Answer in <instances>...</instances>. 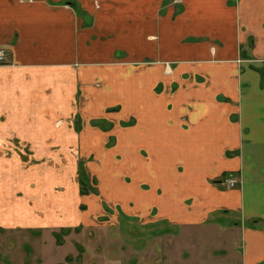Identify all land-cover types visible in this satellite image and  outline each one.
Returning a JSON list of instances; mask_svg holds the SVG:
<instances>
[{"label": "crops", "instance_id": "obj_1", "mask_svg": "<svg viewBox=\"0 0 264 264\" xmlns=\"http://www.w3.org/2000/svg\"><path fill=\"white\" fill-rule=\"evenodd\" d=\"M91 1L0 0V153L81 140L102 197L127 190L116 200L149 222L213 225L217 264H264V0ZM141 36L159 49L136 66ZM102 117L108 132L90 125ZM120 117L136 122L120 132Z\"/></svg>", "mask_w": 264, "mask_h": 264}, {"label": "rangeland", "instance_id": "obj_2", "mask_svg": "<svg viewBox=\"0 0 264 264\" xmlns=\"http://www.w3.org/2000/svg\"><path fill=\"white\" fill-rule=\"evenodd\" d=\"M116 11L124 14L122 9ZM142 33L143 30L137 32ZM145 47L154 52L159 49V41L147 45L143 36L135 39V48L141 50L136 53L137 59H142L135 62L136 66L150 64L151 60L142 57ZM118 55L122 56V52ZM118 109L119 106L109 107L107 112ZM120 120V132L136 122L135 118ZM114 121L102 117L93 119L90 125L108 132ZM76 131L81 135L79 128ZM111 132L106 134L107 146L119 142ZM79 142L80 152L74 144L64 149L61 145L65 142L59 140L26 141L23 145L16 140L5 142L7 154L0 153V264L222 263L212 255H223L219 247L227 237L213 225L182 228L149 222L143 215L125 212L123 207L128 205L116 200L127 195V190L116 194L111 188L113 199L103 198L100 179L88 167L97 157L86 156L87 147ZM125 169L117 168L112 173L115 178L129 181L131 177ZM81 180L85 185H80ZM81 186L89 192L84 201L79 199L83 196ZM92 200L98 203L97 209Z\"/></svg>", "mask_w": 264, "mask_h": 264}, {"label": "built area", "instance_id": "obj_3", "mask_svg": "<svg viewBox=\"0 0 264 264\" xmlns=\"http://www.w3.org/2000/svg\"><path fill=\"white\" fill-rule=\"evenodd\" d=\"M5 57V50L3 48H0V62H2ZM224 181L228 185V187H234L238 183V180L234 176L227 177Z\"/></svg>", "mask_w": 264, "mask_h": 264}, {"label": "flooded vegetation", "instance_id": "obj_4", "mask_svg": "<svg viewBox=\"0 0 264 264\" xmlns=\"http://www.w3.org/2000/svg\"><path fill=\"white\" fill-rule=\"evenodd\" d=\"M4 49V48H3ZM5 50V49H4ZM5 54H6V57H5V59L2 61V62H0V64H3V63H5L6 62V60H7V52H6V50H5ZM230 176H233L232 174H227L226 176H224V178H223V182L225 183V179L227 178V177H230ZM226 184V183H225ZM238 184V183H237ZM226 186H228L227 184H226ZM237 186V185H236ZM236 186H234V187H236ZM232 188V187H231ZM82 195V194H81ZM83 196H86V194L85 195H83Z\"/></svg>", "mask_w": 264, "mask_h": 264}, {"label": "trees", "instance_id": "obj_5", "mask_svg": "<svg viewBox=\"0 0 264 264\" xmlns=\"http://www.w3.org/2000/svg\"><path fill=\"white\" fill-rule=\"evenodd\" d=\"M243 56H244V54H243ZM113 110H116V109H115V108H113ZM81 184H82V185H85V183H84V182H82V180L80 181V185H81ZM82 187H83V186H81V191H80V192H81V194H82V195L88 194L89 192H88V191H85V190H83V189H82Z\"/></svg>", "mask_w": 264, "mask_h": 264}]
</instances>
